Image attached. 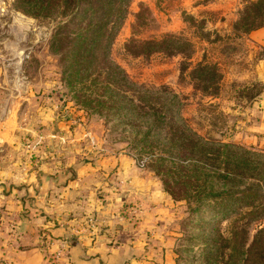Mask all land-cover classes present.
Returning a JSON list of instances; mask_svg holds the SVG:
<instances>
[{
	"label": "rangeland",
	"instance_id": "rangeland-1",
	"mask_svg": "<svg viewBox=\"0 0 264 264\" xmlns=\"http://www.w3.org/2000/svg\"><path fill=\"white\" fill-rule=\"evenodd\" d=\"M246 1L129 0L108 54L138 86L175 92L183 102L181 115L198 133L207 132L222 141L239 143L260 152L264 160V127L262 131L254 128L258 121L264 124V45L253 37L264 34V25L243 34L245 51L236 52L232 63L222 64L226 81H262L263 88L254 98L236 101L224 95H201L189 76V68L204 51L211 58H220L218 44L209 43L206 38H212L214 30L220 34L230 32L231 22ZM21 6L18 0H0V78L7 80L6 85L0 86V95L7 101H19L14 133L1 145L0 162L14 165L11 172L39 167L37 176L43 184L60 185L70 178L79 181L88 172H102L99 184L90 185L89 192L97 203L94 211L62 215L70 232L65 237L54 238L43 229L38 232L43 264H70L71 245L83 237L92 241L97 235L112 245L107 246L106 252L123 246L116 263L106 264H243L227 258L229 247L247 245L264 218L245 223L244 217L239 216L244 207L218 217L212 214V201L191 210L193 202L188 205L184 199L171 197L148 163H161L169 172L175 164L154 158L151 151L158 152L157 147L149 152L140 141L135 143L131 127H123L119 121L117 124L120 113L85 104L81 97H75L81 91L99 89H83L80 82H68L62 55L66 43L56 37L71 34L54 32L65 17L55 14L40 19L24 13ZM137 11H141L139 19L135 18ZM166 32L192 41L194 51L189 58L179 53L134 54L128 49L135 41ZM108 158L120 159L124 169L130 166L127 169L134 177L144 178L147 188L136 189L141 191L133 196L125 195L124 185L130 175L116 172V167L103 168ZM169 180L174 184V178ZM34 184L33 188L38 189L35 181ZM24 187L25 181L0 177V192L11 191V202L15 204L23 195L18 196L17 192H23ZM74 188L73 195L78 196L89 189V184L80 181ZM3 204L0 202V238L2 232L10 237L14 231L9 224L13 214H6ZM4 214L10 217L6 219ZM12 263L0 256V264Z\"/></svg>",
	"mask_w": 264,
	"mask_h": 264
},
{
	"label": "trees",
	"instance_id": "trees-1",
	"mask_svg": "<svg viewBox=\"0 0 264 264\" xmlns=\"http://www.w3.org/2000/svg\"><path fill=\"white\" fill-rule=\"evenodd\" d=\"M18 1L23 4L24 13L36 18L55 14L65 17L54 32L71 34L56 37L66 43L62 55L68 82H80L83 89L89 86L99 89L98 92L81 91L75 97L78 100L81 97L80 101L85 104L120 113L117 124L131 127V139L135 143L140 141L149 152L157 147L158 152L151 151L155 153L154 158L175 164L169 172L161 163H148L171 197L184 199L188 205L193 202L191 210L212 201L215 207L212 214L218 217L239 212L244 207L239 216L244 217L245 223L264 218V160L260 152L236 142L222 141L207 132L198 133L181 115L183 102L175 92L138 86L110 59L109 44L129 0ZM140 15L141 11H137L135 18L139 19ZM262 25L264 0H248L231 22L230 32L220 34L214 30L213 37L206 38L209 43L218 44L220 58H211L204 51L189 68V76L201 95H224L247 101L261 92L263 83L258 78L224 80L222 64L232 63L236 52L245 51L243 34ZM203 35L207 37L208 33ZM128 49L134 54L179 53L189 58L194 44L181 34L166 32L135 41ZM169 178H174V184ZM229 249V260L264 264V223L256 226L247 245H231Z\"/></svg>",
	"mask_w": 264,
	"mask_h": 264
},
{
	"label": "crops",
	"instance_id": "crops-1",
	"mask_svg": "<svg viewBox=\"0 0 264 264\" xmlns=\"http://www.w3.org/2000/svg\"><path fill=\"white\" fill-rule=\"evenodd\" d=\"M253 37L264 45V34H253ZM6 81L7 80L0 78V86L6 85ZM12 85L13 82L11 86ZM16 103H19L17 99L7 101L0 95V150L2 149L1 145H5L14 133L12 129L18 116V106L16 107ZM263 127L264 124L261 121H258V123L254 125V128L260 131H262ZM103 164V168L116 167V172L123 173L122 175H130V177H128V182L124 185V194L128 197L133 196L136 191L140 192L141 190H136L138 188H147L146 180H144V178L134 177L133 173L127 169L130 166L126 165L127 168L124 169L120 159L117 161L108 158ZM83 165L84 164L81 166L83 167ZM12 168H14V165L10 164V166H7L5 162H0V177L8 176V178L12 179L14 182L25 181V187L23 192H17L18 196L20 194L23 195L21 198V195L19 196V200H17L16 204L11 202L13 197L11 191L9 193L0 192V202L4 203L2 209L7 211L6 214L8 212L13 214L9 224L13 226L12 230H14L10 237L8 234L2 232L0 245L3 246H0V256L8 262H13L12 264H43V251L39 247L38 232L43 229L46 231L47 235H53L54 238L65 237L70 232L66 220H61L62 215L75 216L77 212L82 215L81 213H91L94 211L96 208L94 206L97 205V203L94 202L89 192L90 185L99 184L97 180L99 178V172H102L95 170L88 172V174L81 177L79 181L70 178L66 179L60 185H54L52 182L43 184L42 181L39 180L37 176L39 167L38 169L37 167H33L28 171H19L16 169L17 172H11ZM43 171L51 172L53 170ZM84 180L85 183L89 184V189L86 190L85 193L74 196L75 185L80 181L84 182ZM34 181L38 189L33 188L35 185ZM149 192L153 193V191ZM37 200H42V203L37 202ZM6 214H4V216L8 219L10 216ZM0 223H2L1 220ZM7 224L8 222H6L5 225ZM45 231H43V234H45ZM81 236L82 235H80V237ZM97 236L92 241L86 240L84 237L83 240L80 238L75 244L71 245L69 260L72 261L70 264H106L110 261L116 263L117 258L122 255L123 246L120 245L116 249H110L106 252L105 249L107 246L111 247L112 245H107L105 241L103 242L100 239V236ZM8 241H10V243ZM71 242L72 241L69 243Z\"/></svg>",
	"mask_w": 264,
	"mask_h": 264
}]
</instances>
